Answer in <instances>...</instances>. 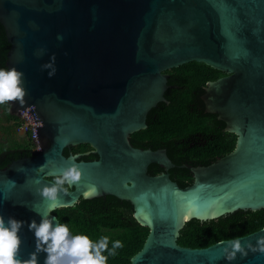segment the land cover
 I'll use <instances>...</instances> for the list:
<instances>
[{"label": "water", "instance_id": "water-1", "mask_svg": "<svg viewBox=\"0 0 264 264\" xmlns=\"http://www.w3.org/2000/svg\"><path fill=\"white\" fill-rule=\"evenodd\" d=\"M0 22L11 44L7 66L24 72L27 89L11 112L32 124L37 144L32 155L0 168V213L25 221L22 259L36 250L29 224L41 216L33 206L47 210L40 189L77 163L82 179L61 193L57 208L73 206L92 185L98 192L85 199L130 201L134 217L150 229L132 264H264L259 248L234 260L224 252L236 238L255 245L264 227L206 247L177 241L191 219L264 208V0H0ZM192 61L226 73L208 81L202 99L205 111L237 136L236 147L208 165H178L166 148L130 140L148 126L152 108L169 102L166 71ZM80 144H90L98 158L64 154ZM152 163L163 172L150 174ZM176 166L191 169L192 184L171 178ZM38 255L44 264L47 253Z\"/></svg>", "mask_w": 264, "mask_h": 264}, {"label": "trees", "instance_id": "trees-1", "mask_svg": "<svg viewBox=\"0 0 264 264\" xmlns=\"http://www.w3.org/2000/svg\"><path fill=\"white\" fill-rule=\"evenodd\" d=\"M11 44L7 39L4 25L0 22V67H8V52ZM169 74L165 97L151 109L148 114V126L134 132L131 143L142 148H166L169 157L178 165L186 162L185 137L203 132L216 140L195 150L193 165H208L231 152L236 147L237 137L223 133L226 124L217 116L205 111L202 95L208 81L215 80L224 74L206 63L192 61L166 71ZM12 102H9L11 106ZM9 105H0V127L5 132L6 142H0V168L7 167L13 160L25 155L30 156L31 147L13 139L16 136L18 116L8 110ZM222 126H218V124ZM25 139V138H24ZM90 144H80L71 151L84 152ZM97 155H84L82 159L92 160ZM186 159V158H185ZM164 168L152 163L149 173L159 174ZM172 179L180 186L192 184L193 174L182 166L169 170ZM52 180L54 177H50ZM61 223H68L73 233H86L93 240L109 236V247L112 241L120 239L124 246L117 250V255L109 256L108 264H132V257L143 247L150 232L134 217V207L130 201L114 195H103L94 198H80L73 206L60 207L53 211ZM264 227V208L257 211L238 210L216 219L202 221L191 219L180 230L178 243L188 247H206L218 241L244 236Z\"/></svg>", "mask_w": 264, "mask_h": 264}, {"label": "clouds", "instance_id": "clouds-1", "mask_svg": "<svg viewBox=\"0 0 264 264\" xmlns=\"http://www.w3.org/2000/svg\"><path fill=\"white\" fill-rule=\"evenodd\" d=\"M42 67L48 68L50 65L45 64ZM54 74L55 69L48 72L49 76ZM26 92L22 70L15 66L0 67V105H9V102L17 99L22 103ZM8 110H11L10 105ZM23 169L24 166L21 165L20 170ZM35 171L39 181L40 174L45 171L44 164L36 167ZM82 176L83 169L79 164L73 163L55 173L53 180L40 189L42 196L48 201V206L46 211L33 206L41 219L39 222L33 219L29 224L36 237V250L28 259H22L18 255L22 244L20 232L25 221L14 216L6 219L0 213V264H39L40 251L47 253L44 264H108L109 256L117 255V250L124 246L122 240L112 241L109 247V236L104 235L99 240H93L86 233H73L68 223H61L58 216L51 215L61 204V193H67L74 184L78 185ZM9 179L12 184L16 183L15 180ZM97 192V187L92 185L83 195L88 198ZM190 218L191 213L185 215V220ZM257 248L264 251V237L258 238L255 245L251 241L245 244L241 238L227 241L224 252L228 260H234L238 254L247 255L249 249L255 251Z\"/></svg>", "mask_w": 264, "mask_h": 264}, {"label": "flooded vegetation", "instance_id": "flooded-vegetation-1", "mask_svg": "<svg viewBox=\"0 0 264 264\" xmlns=\"http://www.w3.org/2000/svg\"><path fill=\"white\" fill-rule=\"evenodd\" d=\"M224 75H226V73H224L222 76H224ZM210 114L216 115L217 118H218V120H221V119H219L217 113H210ZM221 121H223V120H221ZM218 126L220 127L222 125L219 123ZM225 127H226V124L222 127L223 133L234 134V133L226 130ZM184 139L186 140V146L187 147L185 148V150H184L185 152L182 154V156L184 157L183 159L186 160L185 164H187V165H193L192 162L195 161V160H197V158L193 157V155H195V150H198L199 148H201L203 146H206L207 144H210V142L212 143L213 141L216 140L213 136H211L209 138L205 137L204 134H203V132L195 133L193 135H190L188 137H185ZM75 147L76 146H73V147H70V148H67V149L72 150ZM31 150L33 151L34 149H32V147H31ZM32 151H31V154H32ZM70 153H75V151L73 150ZM77 153H83V155H82L81 158H83L84 155H92V154L93 155H97L95 153V151H94V148L91 145H90V149H87L84 152H78V150H77ZM25 156H27V155H25ZM97 158H95V159H97ZM194 166H197V165H194ZM186 168L191 172V174H193V172L191 171V169H189L188 167H186Z\"/></svg>", "mask_w": 264, "mask_h": 264}, {"label": "built area", "instance_id": "built-area-1", "mask_svg": "<svg viewBox=\"0 0 264 264\" xmlns=\"http://www.w3.org/2000/svg\"><path fill=\"white\" fill-rule=\"evenodd\" d=\"M17 124L16 128H17V132L20 134L25 135L33 144L32 149H36L37 144L33 139V126L31 123H29V121L23 117L18 115V120H17Z\"/></svg>", "mask_w": 264, "mask_h": 264}, {"label": "rangeland", "instance_id": "rangeland-1", "mask_svg": "<svg viewBox=\"0 0 264 264\" xmlns=\"http://www.w3.org/2000/svg\"><path fill=\"white\" fill-rule=\"evenodd\" d=\"M12 138L13 139H16L17 138V140L20 141V143H25V146H30V147L33 146L32 142H30V140L25 135L20 134L18 132L16 133V136L15 137H12ZM3 141H4V143L6 142L5 132L0 127V142H3Z\"/></svg>", "mask_w": 264, "mask_h": 264}]
</instances>
